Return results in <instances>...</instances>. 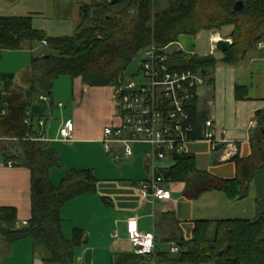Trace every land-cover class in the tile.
<instances>
[{"label": "trees", "instance_id": "1", "mask_svg": "<svg viewBox=\"0 0 264 264\" xmlns=\"http://www.w3.org/2000/svg\"><path fill=\"white\" fill-rule=\"evenodd\" d=\"M122 0L115 5L108 0L81 8V23L74 37L50 38L32 27L29 17H0V50H19L26 40L47 41L53 53L34 58L27 88L15 84L14 74L0 73V153L31 173V217L28 225L18 228L17 210L0 208V259L14 244L31 240L34 250L47 264H75L76 250L87 245L83 229L73 230L67 239L62 230L61 209L69 201L95 193L99 182L93 170L71 169L59 186L51 171L61 168L60 154L52 142L35 141L34 123L46 117L50 104L40 96L52 97L54 83L63 76L81 79L86 87L109 88L120 84L139 54L152 44L165 47L177 43L181 36H197L204 31H221L230 27L226 39L232 40L222 62L237 64L264 40V0H246L245 10L234 12L239 0ZM182 69L200 73L206 83L212 82L217 60L177 54ZM49 93H51L49 95ZM198 98L193 117L198 129L206 118L198 112ZM264 127V112L259 116ZM32 124L28 125L26 119ZM252 155L234 158L237 175L220 179L197 169L194 157L185 153L165 175L185 184L184 196L195 200L203 193L221 191L231 199L245 195L255 171L264 166V136L257 135ZM167 218L176 221L170 215ZM170 241L180 246L178 258L162 253L176 264H264V211L257 219L197 221L192 238L186 240L174 231ZM221 250L220 253L217 251ZM136 256V255H135ZM126 257V256H125ZM134 257V256H133ZM138 257V256H136ZM134 260L125 259L129 264ZM131 261V262H130Z\"/></svg>", "mask_w": 264, "mask_h": 264}, {"label": "crops", "instance_id": "2", "mask_svg": "<svg viewBox=\"0 0 264 264\" xmlns=\"http://www.w3.org/2000/svg\"><path fill=\"white\" fill-rule=\"evenodd\" d=\"M102 1L106 0H51V7L55 11L50 8L49 13L63 20L72 18L77 24V31L81 23V8ZM72 4L74 9L64 8ZM13 6L14 3L3 5L0 17H29L33 23L32 15L8 13L7 11L12 10ZM61 8H63L62 12ZM197 37L198 35H185L179 39L188 58L201 57L198 55L200 49ZM220 39L230 40L226 39V36L222 37L214 33L211 36V49ZM256 50V54H249V52L244 60L233 65L222 62L224 53L221 52L220 62L217 61L212 71V82L206 83L199 90L198 112L206 120L213 121L218 128L225 129L227 132L225 139L228 142L219 146L216 151L212 150L211 144L207 141L190 142L186 153L194 157L198 170L220 179L236 177L237 166L234 158L236 156L242 159L250 157L253 142L257 135H261L262 126L259 116L264 112V48L257 47ZM210 56L213 57L214 54L210 53ZM75 80L73 109L70 118L64 121V123L71 122L75 125V141L72 143L56 141L58 130L64 123L58 126L54 122L56 111L62 109L58 108L61 102L56 103L53 96L47 103L51 104L45 117L47 119L46 138L52 140V145L63 144L70 146L74 151L83 144L94 143L103 146L101 140L105 124L111 118L112 108H115L112 87H89L88 89L81 79ZM82 90H89L91 99L87 93L85 97H80L75 102V97ZM94 102L96 105L93 104ZM252 123H255V126H251ZM34 129L38 134L40 129L37 120L34 123ZM135 146H146L141 152L142 156L135 158L137 161L143 160L146 174L132 182L102 181L96 175L95 168L81 167L78 161L64 162L65 156L70 155L67 151L65 154L63 148L59 149L61 164L65 167L61 166L51 171V179L56 186L60 185L65 172L71 169H91L99 180L95 193L71 200L61 209L62 230L65 237L71 239L73 230L80 228L86 232L88 238L87 245L76 250L75 264H129L125 262V259L133 261V258H137L135 264H157V261H159L158 264H172L167 258L161 256L165 253L161 245L163 243L169 245L172 242L169 239L174 231H181L188 240L192 238V231L197 221H254L260 212L264 211V166L255 171L252 181L245 190V195L237 199H231L221 191H210L203 193L195 200H189L184 196L185 184L174 182L170 200H156L154 203L144 201L137 190V183L150 175L146 155L150 147L140 144L133 145ZM9 162L13 163V167L8 166ZM162 170L168 172L169 169ZM3 207L15 208L19 223L30 219L31 173L13 160L6 161L0 153V208ZM133 215L139 216V227L142 231L155 232L158 249L156 256H138L134 253L126 234V220ZM168 215L174 217L176 221L167 218ZM0 264L47 263L43 261L41 254L34 250L31 240H23L13 245L10 253L0 259Z\"/></svg>", "mask_w": 264, "mask_h": 264}, {"label": "built area", "instance_id": "3", "mask_svg": "<svg viewBox=\"0 0 264 264\" xmlns=\"http://www.w3.org/2000/svg\"><path fill=\"white\" fill-rule=\"evenodd\" d=\"M175 44L165 47L152 44L144 49L136 58L140 60L137 74L131 78L126 75L119 85L112 87L117 114L113 122L104 128L101 140L107 154L116 163L134 155L133 145L150 147L146 152L150 175L137 183V190L144 201L152 203L172 198L174 181L157 166L158 162H175L176 157L186 153L190 142L207 141L213 151L228 142L225 139L226 130L218 128L211 120H206L201 129L197 128L192 111L199 90L206 81L200 73L180 67L176 55L185 54L184 48L180 45L178 49L170 51ZM42 45L48 46L47 41H43ZM257 47L263 49L264 40ZM215 50L214 46L211 53ZM2 86L0 80V90ZM40 100L48 103L50 98L43 95ZM63 107L62 103L58 104V108ZM26 123L31 125L32 120L28 118ZM37 123L40 131L31 140L52 142L46 138L47 119L39 118ZM251 126H255V123ZM75 133L73 123H64L58 130L56 141L72 143ZM8 166L13 167V163L9 162ZM27 225L25 221L18 223L17 227ZM126 234L136 255L156 256L155 232L142 231L138 215L126 220ZM169 245V254L180 253V246L175 241Z\"/></svg>", "mask_w": 264, "mask_h": 264}, {"label": "rangeland", "instance_id": "4", "mask_svg": "<svg viewBox=\"0 0 264 264\" xmlns=\"http://www.w3.org/2000/svg\"><path fill=\"white\" fill-rule=\"evenodd\" d=\"M14 3L12 10L7 11L8 13H15L16 15H32L33 23L32 27L34 30L38 32L45 33L47 37L51 38H66V37H74L76 34V22L70 18H65V20L53 17L49 13V9L52 8L51 0H0V13L2 10V6L6 4ZM64 2H62L63 4ZM159 8L155 9L157 12L158 9H165L168 6L166 0L159 1ZM66 10L74 9L73 4L67 5L64 7ZM61 8V12H62ZM52 10H54L52 8ZM5 11V10H4ZM55 11V10H54ZM72 13V11H71ZM54 15V14H53ZM230 30V27H225L221 31H204L198 35L197 43L199 45L198 55L201 57H208L211 53V36L214 33L220 34L222 37H225L227 32ZM181 40L178 41L170 51L178 49L181 45ZM46 53H53L49 47H45L42 45V42H31L26 40L22 43L19 50H7L3 51L0 54V73L2 74H14L15 75V84L18 87L27 88L25 80L31 74V65L32 60L34 58H39L41 56H45ZM257 50L253 49L249 54H256ZM214 58L220 62L221 52L216 50L214 53ZM140 66V60L135 59V61L131 64L127 75L129 78L137 74ZM140 77V76H139ZM139 77H136V80H139ZM76 80L69 76H63L57 79L54 83L53 87V98L56 103L61 102L64 105V109L56 111V115L54 122L56 124L64 123L66 119H69L71 116V111L73 109V84ZM88 89H90L88 87ZM89 93L88 91H81L75 97V102L80 97H85ZM89 99H91V93L88 95ZM94 101V100H93ZM93 104L96 105L94 102ZM113 107L114 104H113ZM117 114L116 109L112 108L111 110V118L106 122L107 125H110L112 122V118ZM109 116V117H110ZM49 117H51L49 113ZM99 119V118H96ZM54 148L60 154L61 148L64 149L65 154L66 151L70 155L65 156L64 162L70 163L71 161H78L79 166L85 168H95L96 175L100 180H122L127 182H132L138 180L141 177H144L146 174L145 171V163L142 159L137 161L135 158L138 156H142V150L145 149L146 146H135L133 150L135 155L130 159L122 160L121 162L115 163L114 159L109 157L105 149L102 145L99 144H86L80 147H77L78 150L74 151L70 146H66L63 144H53ZM174 165L173 162H158L157 166L160 169H170ZM64 166V164H61ZM161 249L165 253L170 252V246L166 243L161 245ZM181 249V248H180ZM181 251V250H180ZM221 250L218 249L217 253H220ZM172 258H178L179 254L171 255ZM159 261H157V264ZM173 264V263H172Z\"/></svg>", "mask_w": 264, "mask_h": 264}, {"label": "water", "instance_id": "5", "mask_svg": "<svg viewBox=\"0 0 264 264\" xmlns=\"http://www.w3.org/2000/svg\"><path fill=\"white\" fill-rule=\"evenodd\" d=\"M122 0H111V4L115 5L117 3H120ZM246 7V0H239L236 2L233 11L234 12H239V11H243L245 10ZM231 41L230 40H225V39H220L217 43H216V50H218L219 52H226L229 47L231 46ZM45 57H49V56H45ZM51 93H49L50 95ZM261 134L264 136V127L261 128Z\"/></svg>", "mask_w": 264, "mask_h": 264}, {"label": "bare ground", "instance_id": "6", "mask_svg": "<svg viewBox=\"0 0 264 264\" xmlns=\"http://www.w3.org/2000/svg\"><path fill=\"white\" fill-rule=\"evenodd\" d=\"M216 38L218 39V38H219V36L217 35V36H216Z\"/></svg>", "mask_w": 264, "mask_h": 264}]
</instances>
